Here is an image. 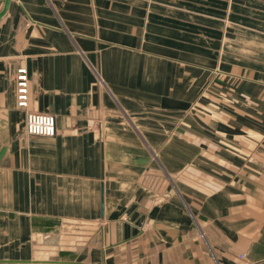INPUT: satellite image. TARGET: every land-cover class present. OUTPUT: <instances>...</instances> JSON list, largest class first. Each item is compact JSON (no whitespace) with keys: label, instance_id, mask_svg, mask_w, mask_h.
Segmentation results:
<instances>
[{"label":"crops","instance_id":"crops-1","mask_svg":"<svg viewBox=\"0 0 264 264\" xmlns=\"http://www.w3.org/2000/svg\"><path fill=\"white\" fill-rule=\"evenodd\" d=\"M1 151L0 264H264V0H10Z\"/></svg>","mask_w":264,"mask_h":264},{"label":"built area","instance_id":"built-area-1","mask_svg":"<svg viewBox=\"0 0 264 264\" xmlns=\"http://www.w3.org/2000/svg\"><path fill=\"white\" fill-rule=\"evenodd\" d=\"M16 101L22 108L29 104V78L25 68H19L16 73ZM25 130L29 135L53 136L56 133L55 117L45 112H28Z\"/></svg>","mask_w":264,"mask_h":264},{"label":"water","instance_id":"water-1","mask_svg":"<svg viewBox=\"0 0 264 264\" xmlns=\"http://www.w3.org/2000/svg\"><path fill=\"white\" fill-rule=\"evenodd\" d=\"M10 0H5L4 2V7L3 9L0 11V18L4 15V13L6 12L7 8H8V4H9ZM2 154V151L0 152V155Z\"/></svg>","mask_w":264,"mask_h":264}]
</instances>
